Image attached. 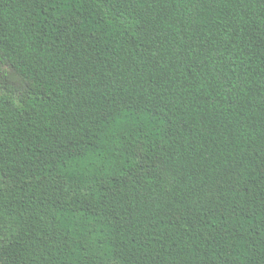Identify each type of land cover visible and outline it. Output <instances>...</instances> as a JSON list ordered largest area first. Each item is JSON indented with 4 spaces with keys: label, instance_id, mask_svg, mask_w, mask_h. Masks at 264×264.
<instances>
[{
    "label": "trees",
    "instance_id": "trees-1",
    "mask_svg": "<svg viewBox=\"0 0 264 264\" xmlns=\"http://www.w3.org/2000/svg\"><path fill=\"white\" fill-rule=\"evenodd\" d=\"M0 92V264H264V0H0Z\"/></svg>",
    "mask_w": 264,
    "mask_h": 264
},
{
    "label": "rangeland",
    "instance_id": "rangeland-1",
    "mask_svg": "<svg viewBox=\"0 0 264 264\" xmlns=\"http://www.w3.org/2000/svg\"><path fill=\"white\" fill-rule=\"evenodd\" d=\"M0 95H1V92H0ZM113 150H114L115 153L112 154V155L118 157L119 147H116ZM118 158L120 159V157H118ZM85 238L87 240H90L93 243H95L92 235L87 234L85 236ZM85 238H84V240L87 241ZM94 251H95V253L97 255V262H95L93 264H107V263H111L112 259L109 258L110 255L108 256V252H107L106 248L104 250H100V248L99 247L97 248L96 244H94Z\"/></svg>",
    "mask_w": 264,
    "mask_h": 264
}]
</instances>
